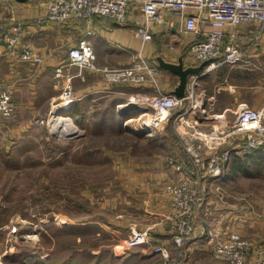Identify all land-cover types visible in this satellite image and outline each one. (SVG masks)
<instances>
[{"label": "crops", "instance_id": "1", "mask_svg": "<svg viewBox=\"0 0 264 264\" xmlns=\"http://www.w3.org/2000/svg\"><path fill=\"white\" fill-rule=\"evenodd\" d=\"M47 1L0 0V32L18 28V48L29 46L42 57L39 63L16 60L0 40V87L6 86L10 90L14 106L11 122L8 119L0 121V138L6 132L9 134L3 143L11 140L10 134L15 133L14 137H19L27 128L37 124L41 117L49 115L51 104L59 100L65 76H56L55 68L67 62L68 48L81 39L91 43L96 62L101 67L126 66L138 55L157 67L155 83L131 84L107 82L101 73L95 71L83 70L76 74L77 68L69 65L64 74L73 75L74 100L64 112L82 124L94 108L105 101V104H109L105 108L111 105V116L114 117L111 119L115 124L128 129L126 123L134 120L132 114H139L137 103L130 102L133 93L138 90L153 93L159 89L176 95L180 77L175 71L163 67L160 59L172 64L180 62L181 69L197 67L202 63L191 56L189 48L193 42L203 38V33H182V14L178 11L161 9V19L151 25V39L143 40L134 33V29L145 22L139 0H129L122 22L106 15L71 17L64 21L44 20L41 18L45 14ZM200 27L209 29L204 24ZM224 29L229 32V28ZM87 30L92 33L86 34ZM236 31L247 35L239 36L243 61L209 68L205 65L198 72H188L182 93L185 96L193 81V99L183 98L172 114L173 119L186 112L183 120L187 124L181 123L178 130L196 141L203 139L205 156L221 149L231 150V158L222 178L230 196L224 203L218 201L212 191V177H205L201 186L204 201L193 219L194 232L185 239V253L199 261L198 264H219L209 252L210 237L214 232L221 238L230 232H237L248 239L252 247L244 264H264V145L246 149L243 134H222L230 130L243 105L261 110L264 120V26L260 31L255 23H241ZM258 33L259 38L251 41L250 36ZM190 102L196 106L190 108ZM120 103L125 107L122 112L117 108ZM172 119L152 134L141 131L137 134L154 136L162 141L163 131L168 130L170 135L177 137ZM213 129H219L222 135L215 139L204 136ZM188 169L187 163L178 162L171 153L147 166L133 167V173L129 175L125 173L126 186L138 188L144 202L142 206L149 213L147 223L141 225L137 222V229H147L148 232L156 230L153 234L156 236H150V239L161 242L167 250L172 239L171 232L169 234L166 229L168 223L171 227L166 187L171 182H177L182 172ZM94 250L91 249L88 254L97 260L100 251ZM36 258L30 259V264L35 263L31 260ZM174 258L179 259L177 254ZM77 263L84 264L78 260Z\"/></svg>", "mask_w": 264, "mask_h": 264}, {"label": "rangeland", "instance_id": "2", "mask_svg": "<svg viewBox=\"0 0 264 264\" xmlns=\"http://www.w3.org/2000/svg\"><path fill=\"white\" fill-rule=\"evenodd\" d=\"M106 105H97L83 124L69 115L82 130L78 135L54 132L49 115L19 137L10 134L9 144L3 143L9 134L1 135L0 263L18 264L11 257L33 250L52 258L48 264H68L70 256L72 264H94L96 257L88 253L99 249L101 264H198L185 253L186 240L180 247L171 240L169 257L162 258L155 248L164 244L150 239L156 230H150L145 244L124 252L116 248L131 228L137 229V222L146 224L149 215L138 188L126 186V174L171 154L174 145L166 130L162 141L137 134L140 119L134 113V120L126 123L129 130L122 129ZM10 118L13 114L3 119ZM170 228L168 223L169 234ZM245 240L251 250L252 243Z\"/></svg>", "mask_w": 264, "mask_h": 264}, {"label": "built area", "instance_id": "3", "mask_svg": "<svg viewBox=\"0 0 264 264\" xmlns=\"http://www.w3.org/2000/svg\"><path fill=\"white\" fill-rule=\"evenodd\" d=\"M145 22L134 29L135 35L143 40L152 37L151 25L161 19V9L178 11L182 14V33H203V38L191 44L189 50L193 58L206 62V67H215L220 64L235 65L243 61V52L239 45V36L236 27L241 23L252 22L259 27L264 26V0H139ZM129 0H48L45 14L41 19L50 21H64L68 18L91 17L94 15H106L116 21L122 22L128 10ZM206 25L209 29H203L200 25ZM224 28H229L225 32ZM92 31L87 30L86 34ZM251 41L259 38V33L250 36ZM0 40H3L5 49L16 60L39 63L42 57L31 47L18 48V28L0 32ZM67 62L55 68V75H65L59 94V100L51 104L48 120L55 116L58 123L53 127L59 135L80 134L79 126L73 123L72 118L65 114V110L74 100L72 74H64L69 65L77 68V73L83 70L101 73L107 82H126L131 84L155 83L157 67L138 55L132 63L126 66L101 67L96 62V55L91 43L87 39H81L70 46L67 51ZM193 81L185 96L177 97L170 92L157 89L153 93L138 90L130 97L131 103H137L140 122L137 129L144 134H152L172 119L174 108L181 103L183 98L193 99ZM121 110L122 103L117 105ZM196 106L190 102V108ZM14 113L11 103V93L6 87H0V121ZM183 112L172 119V126L177 135L180 148L185 155L188 171L182 172L177 182L167 184L166 191L170 198L169 220L171 222L172 241L180 247L185 239L194 232L193 217L204 201L201 186L205 177L210 176L214 182L212 191L220 202H226L230 196L229 191L222 183L225 171L231 158L230 149H221L207 156L203 154V142L186 137L178 130L183 120ZM54 117V118H55ZM61 120V121H60ZM54 121V120H53ZM52 121V124H53ZM127 122V121H126ZM67 125L68 128L77 129L74 133L59 131ZM222 131L213 129L204 136L215 139ZM243 134L246 139L244 148L251 149L264 145V120L263 113L243 105L236 114L235 121L228 132L222 134ZM221 134V135H222ZM14 230V229H12ZM149 232L147 229L139 230L135 227L125 235L124 239L116 244L121 252L125 249L147 243ZM211 254L216 259L225 260L230 264H244L250 250L247 240L237 232H230L225 237H220L214 232L210 237ZM155 250L162 258L167 259V249L158 245ZM2 264V263H0Z\"/></svg>", "mask_w": 264, "mask_h": 264}, {"label": "trees", "instance_id": "4", "mask_svg": "<svg viewBox=\"0 0 264 264\" xmlns=\"http://www.w3.org/2000/svg\"><path fill=\"white\" fill-rule=\"evenodd\" d=\"M167 132H169V131L167 130ZM169 135H170V133H169ZM170 137H172L171 138L172 145H174L172 153H174L175 159L178 162H180L182 164H185L186 163L185 162L186 158H185V155H184V153L182 152V150L180 148L179 143H177V137L175 135H172V134L170 135ZM258 147H261V146H258ZM16 254L19 256V258H15V257H11V258L16 259V263H18V264H30V259H33L35 257H37L36 258L37 260L35 261V264L36 263L37 264H40V263L42 264L43 262H44L43 264H48L49 262H53L52 258H46L45 259L41 254H36L35 251H33V250L26 251V252H24V254H21V253H16ZM73 259L74 258H72V256H70V258H69L70 262L68 264H72ZM97 262L99 264H101V261L99 259H97L94 262V264H96Z\"/></svg>", "mask_w": 264, "mask_h": 264}, {"label": "water", "instance_id": "5", "mask_svg": "<svg viewBox=\"0 0 264 264\" xmlns=\"http://www.w3.org/2000/svg\"><path fill=\"white\" fill-rule=\"evenodd\" d=\"M18 1H25V0H18ZM159 62L163 67H166L170 70H173L179 75L180 82H179V85L175 91L177 97L183 96L182 90L185 87V82H186L188 72H192V73L198 72L199 70H201L203 68V66L206 65V62H202L197 67L181 69V63L180 62L178 64H172V63L164 62L161 59L159 60Z\"/></svg>", "mask_w": 264, "mask_h": 264}, {"label": "bare ground", "instance_id": "6", "mask_svg": "<svg viewBox=\"0 0 264 264\" xmlns=\"http://www.w3.org/2000/svg\"><path fill=\"white\" fill-rule=\"evenodd\" d=\"M54 117H55V116H54ZM54 117L52 118V119L54 120V121L52 120V121H53L52 126H53V127H57L58 125L60 126V125L62 124V122L58 123V121L55 120V119H57V118H56V117L54 118ZM60 121H61V120H60ZM63 127H64V128H62V129H59V128H56V129H58L59 131H65V130H66V131H68L69 133H74V132L77 131V129H74V128H68L67 125H64Z\"/></svg>", "mask_w": 264, "mask_h": 264}]
</instances>
